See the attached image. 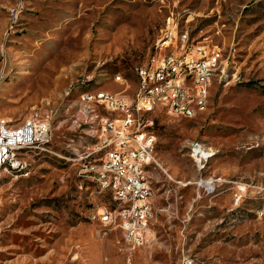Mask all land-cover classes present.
Wrapping results in <instances>:
<instances>
[{"label":"rangeland","instance_id":"1","mask_svg":"<svg viewBox=\"0 0 264 264\" xmlns=\"http://www.w3.org/2000/svg\"><path fill=\"white\" fill-rule=\"evenodd\" d=\"M167 26L233 57L193 117L146 116L158 166L147 231L131 247L117 218L87 216L113 207L93 190L88 120L119 114L82 96L131 100L132 67ZM33 117L51 139L0 175V264H264V0H0V119Z\"/></svg>","mask_w":264,"mask_h":264},{"label":"built area","instance_id":"2","mask_svg":"<svg viewBox=\"0 0 264 264\" xmlns=\"http://www.w3.org/2000/svg\"><path fill=\"white\" fill-rule=\"evenodd\" d=\"M163 49H168L164 51ZM232 51L191 40L186 31L177 33L167 26L156 50L144 62L132 67L139 85L131 100L114 99L106 90L85 91L94 104L117 112L118 118L98 116L97 135L92 149L85 156L98 154L99 164H89L94 189L106 194L109 205L89 210L87 216L98 223H112L117 218L123 239L136 246L147 231L148 209L152 208L150 168L155 137L144 127L151 124L146 116L161 110L176 117L191 118L196 107H206L209 100V71L221 75L233 57ZM119 77V75H114ZM144 120V122H143ZM27 128L0 119V173L20 165L25 158L18 153L19 143L27 149L46 145L51 130L45 119H24ZM86 122V120L84 121ZM82 158V156H77Z\"/></svg>","mask_w":264,"mask_h":264},{"label":"bare ground","instance_id":"3","mask_svg":"<svg viewBox=\"0 0 264 264\" xmlns=\"http://www.w3.org/2000/svg\"><path fill=\"white\" fill-rule=\"evenodd\" d=\"M227 65H228V63H227ZM216 74H218V72L217 71H209V73H208V77H207V88H208V96H209V85H210V81H211V79L216 75ZM137 75V77H138V74H136ZM139 78V77H138ZM115 80H120V78L119 77H116L115 78ZM114 99H121V97H119V96H115L114 95ZM83 100L86 102V103H88V104H94V100L92 99V98H89V97H83ZM123 100H130V99H126V98H123ZM82 102V101H81ZM84 102V103H85ZM204 109V107H196L193 111H191V117H193L196 113H198V112H200L201 110H203ZM91 116V115H90ZM30 119H36V117H33V118H30ZM89 119V118H88ZM96 119V120H95ZM98 116H92L91 118H90V120H88L89 121V124H93L94 122H96V126H97V124H98ZM88 123V122H87ZM89 126V125H88ZM19 128H27V121H24L21 125H20V123H19ZM95 130V129H94ZM97 130V129H96ZM92 132V131H91ZM90 132V133H91ZM95 133V132H94ZM93 133V134H94ZM96 134V133H95ZM34 148H38V149H43L44 148V145H35L34 146ZM22 149H27V143H19V150H22ZM198 151V150H197ZM202 156H203V154H202ZM153 161H154V163H155V158H154V156H153ZM21 164H23V163H21ZM21 164L20 165H16V166H11V168H18L19 166H21ZM25 167V166H24ZM10 168V169H11ZM2 173H0V175H1ZM152 212L150 211V208L148 209V217H149V219L151 218V214ZM148 222L149 221H147V226H148Z\"/></svg>","mask_w":264,"mask_h":264},{"label":"crops","instance_id":"4","mask_svg":"<svg viewBox=\"0 0 264 264\" xmlns=\"http://www.w3.org/2000/svg\"><path fill=\"white\" fill-rule=\"evenodd\" d=\"M124 98V97H123Z\"/></svg>","mask_w":264,"mask_h":264}]
</instances>
